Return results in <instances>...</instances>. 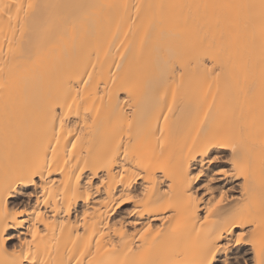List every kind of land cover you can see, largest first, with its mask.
<instances>
[{"label":"bare ground","instance_id":"bare-ground-1","mask_svg":"<svg viewBox=\"0 0 264 264\" xmlns=\"http://www.w3.org/2000/svg\"><path fill=\"white\" fill-rule=\"evenodd\" d=\"M0 264H264V0H0Z\"/></svg>","mask_w":264,"mask_h":264}]
</instances>
